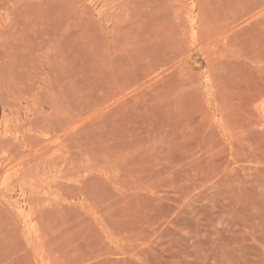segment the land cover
<instances>
[{
  "label": "rangeland",
  "instance_id": "1",
  "mask_svg": "<svg viewBox=\"0 0 264 264\" xmlns=\"http://www.w3.org/2000/svg\"><path fill=\"white\" fill-rule=\"evenodd\" d=\"M262 105L264 0H0V264H264Z\"/></svg>",
  "mask_w": 264,
  "mask_h": 264
},
{
  "label": "bare ground",
  "instance_id": "2",
  "mask_svg": "<svg viewBox=\"0 0 264 264\" xmlns=\"http://www.w3.org/2000/svg\"><path fill=\"white\" fill-rule=\"evenodd\" d=\"M187 14V22H188V30L187 31H189V33H187V34H189L190 35V37L192 38V39H194L195 38V35H196V21H195V17H197V16H195L194 15V13H193V7L192 6H190V8H189V10H188V12L186 13ZM259 14V13H258ZM253 17V16H252ZM246 21V20H245ZM196 37H197V35H196ZM210 37V36H209ZM213 38V37H212ZM210 39V38H209ZM193 42V41H192ZM191 43V42H190ZM193 43H195V42H193ZM189 56V55H188ZM183 57V56H182ZM184 64V63H183ZM260 107V106H259ZM258 107V109H260ZM262 108L260 109L262 112V114H261V120L263 119L262 117H264V106L262 105L261 106ZM259 112V111H258ZM260 113V112H259ZM258 113V114H259ZM257 114V115H258ZM260 115V114H259ZM259 119H260V117H259ZM264 120V119H263ZM261 123H263L262 121H261ZM14 207L16 208V210H17V212H18V214H21L22 216H24L25 217V213H24V208H23V205L22 204H20V202L19 201H15L14 202ZM26 218V217H25Z\"/></svg>",
  "mask_w": 264,
  "mask_h": 264
}]
</instances>
